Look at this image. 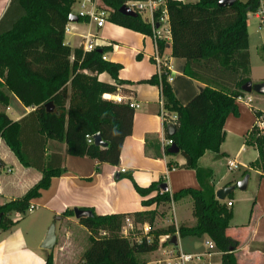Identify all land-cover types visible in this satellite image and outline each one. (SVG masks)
Returning <instances> with one entry per match:
<instances>
[{"label":"trees","instance_id":"trees-1","mask_svg":"<svg viewBox=\"0 0 264 264\" xmlns=\"http://www.w3.org/2000/svg\"><path fill=\"white\" fill-rule=\"evenodd\" d=\"M99 1L98 8L109 9V21L152 34L151 25L140 15L129 17L118 11L127 0ZM218 1L166 2L171 55L185 59L184 74L202 83L201 90L182 105L164 67L144 80L160 87L164 109L177 115L175 132L167 138L178 146L185 159L182 166L195 170L199 188H183L172 196L168 191L149 196L159 191L161 183L141 186L135 183L131 172L117 175L129 178L141 196H149L144 205L190 195L195 224L181 223L176 227L172 223L152 231L150 243H131L120 233L126 216L151 226L154 212L99 215L90 209L92 216L78 220L90 234L81 264H141L136 255L156 250L160 235L176 232L181 238L207 235L222 252L219 264H238L234 254L238 242L226 235L231 211L215 197L212 172L200 167L198 160L206 151L220 153L225 120L229 114H238L236 98L245 94L242 86L250 80L247 13L254 12L260 0H237L230 6H220ZM74 2L10 0L0 19V104L6 106L12 92L22 104L34 107L19 120H12L0 110V137L24 166L42 172L41 179L23 196L0 206L3 227L14 223L8 218L10 212L25 213L30 201L49 187L51 178L63 172L60 154L51 152L44 157L48 141L64 143L66 154L85 155L117 165L123 141L132 131L133 108L103 98L105 93L116 92L117 87L97 78L99 73L107 72L118 79L121 65L103 59L105 47L84 51L82 47L71 49L64 43V27ZM159 17L156 12V22ZM84 19L78 17V21ZM157 46L161 48L164 43L157 40ZM48 102H52L53 111L47 110ZM254 115L264 119L262 112L254 111ZM96 133L107 143L105 146L87 142L86 136ZM247 141L256 147L258 161L264 162V135L252 128ZM1 164L0 159V167ZM73 214V210H67L62 215ZM44 264H53L51 251L46 253Z\"/></svg>","mask_w":264,"mask_h":264},{"label":"crops","instance_id":"crops-1","mask_svg":"<svg viewBox=\"0 0 264 264\" xmlns=\"http://www.w3.org/2000/svg\"><path fill=\"white\" fill-rule=\"evenodd\" d=\"M80 1L82 0H76L79 4ZM9 3L10 0H0V19ZM85 3L88 7L90 6L89 2L85 1ZM94 3L99 5V1ZM80 9H82L81 4L77 10L72 8V13L75 14ZM140 16L149 23V13H143ZM158 25L157 35L154 36L153 31L151 35H148L109 20L101 27H98L95 22L87 17L81 22H69L67 24L68 32L64 33V43L69 45L71 49L83 48L86 40L91 41L96 45L95 48H106L103 59L121 65L118 79L112 78L107 72L99 73L97 78L99 81L117 87L116 92L105 93L103 98L112 100L113 96H123L125 100L138 105L133 107L132 131L123 141L120 160L117 165L99 162L97 159L85 155L66 154L64 143L48 141L44 157L46 159L51 152L60 154L63 172L53 176L49 187L41 190L40 195L30 201L29 207L33 206L31 211L26 210L25 213L12 211L8 214V218L14 223L10 226H0V264H44L45 255L49 251L40 248L46 234L41 231L43 219L24 217L27 212H33L35 208H40L42 217L45 219L52 215H59L60 219L65 218L72 222L74 227L81 226V228L85 227L79 224L74 214L70 216H63L62 214L74 208L91 209L99 215L150 211L154 212L155 220L164 210L169 211L171 209L172 223L176 227L181 223L189 226L195 224L196 219L192 215L193 199L190 195L177 200L171 199L166 203L143 204L147 197L163 192L160 188L162 183L167 185L166 191L170 196L183 188H199L195 170L182 166L185 159L179 152L176 154L166 153L163 147V139L168 134L160 116L163 96L158 85L144 82V80L160 72V67L156 63V59H158L162 67L168 71V82L182 105L188 103L204 85L184 74V58L171 55L168 16ZM157 40L164 43V46L158 48ZM244 98L246 99V96ZM251 101L252 99L250 102L242 100L244 106L242 108L241 101L236 100L238 114H229L225 120L223 127L225 137L220 145V153L206 151L198 160L200 167L211 170L215 191L222 187L234 186V181H239L244 174L223 182L216 181L214 162L229 158L238 162L239 166L249 173L252 169L250 162L246 165L237 160L240 152L244 150V144L250 145L247 140L253 128L255 121L253 119H256L254 111L264 113L263 110L252 106ZM12 104L18 107V112L11 110ZM0 106L12 120H19L34 110L33 106L22 104L12 92L9 93L8 104L6 106L0 104ZM240 135L244 136L243 144L230 158L232 152L223 148L224 141L230 137H241ZM0 159L2 163L0 167L1 206L11 199L23 196L41 179L42 172L38 168L24 166L1 137ZM252 170L255 179H252L251 183V179H249L246 184L248 187L245 198L247 205L246 208H243L242 216L247 217V220L240 222L242 234L237 229L238 223L233 222L234 218L239 216L240 210L233 209V203L227 205L229 201H226L235 187L222 201L227 207H231V219L229 227L226 229V235L238 242V246L234 250L238 264H264V171L258 168ZM123 172H131L135 183L141 186H148L152 182L161 183L159 191H154L146 197L141 196L129 178H118V173ZM181 202H185L187 206L186 213L182 215L183 211H178L176 208V205ZM175 217L186 218L176 221ZM189 217H191L190 221H193L192 224L186 222ZM72 238L75 239L72 230L62 232L59 239L56 235V244L50 250L53 255V264H58L60 253L65 255ZM203 238L205 241L208 240L207 235L199 237V239ZM181 239L178 236L177 252L182 251ZM211 257L208 256V259ZM206 264L213 263L208 262Z\"/></svg>","mask_w":264,"mask_h":264},{"label":"rangeland","instance_id":"rangeland-1","mask_svg":"<svg viewBox=\"0 0 264 264\" xmlns=\"http://www.w3.org/2000/svg\"><path fill=\"white\" fill-rule=\"evenodd\" d=\"M92 2H96L99 0H91ZM245 1V0H241ZM100 2V1H99ZM80 4L78 2L73 3V6L71 7V10H77L79 9ZM81 22V21H79ZM247 31H248V51H249V58H250V73L249 78L250 81L253 83H258L261 81H264V24H260L259 20L255 18L254 12H248L247 13ZM243 96H250L252 99L251 105L255 108L261 109L264 111V95L258 94L254 91L246 93ZM243 100H246L243 97ZM242 108L243 102H240ZM0 110H3L0 106ZM11 110L14 112H18V107H16L14 104L11 105ZM255 120V119H253ZM255 132H257L256 129H254ZM241 137L237 138H227V140L224 141L223 148L227 150L228 152H232V155H230V158L233 157V154L238 151L240 146L243 144L244 136L240 135ZM257 149L253 145V143H250V145L244 144V150L240 152L237 160L242 163L248 165L250 162V167L258 168L261 171H264V162L258 161L259 156L257 155ZM229 159V158H228ZM227 159H223L221 161L214 162V168H215V180L223 182L225 180L234 179L237 176H241L243 173V177L239 180L242 181L245 178L247 179V182L250 180V183L252 179H255L253 170L250 169V173L248 171H245L244 168L241 166H238V168L229 170L226 166ZM238 181H234V187L235 190L230 194L226 201H231L233 203V209L240 210L239 216L234 218V223H238V231L242 234L243 230L240 228V222H244L243 220H247V217L242 216L243 208H246L247 200L245 199L246 196V187L245 189H240L237 186ZM186 203L181 202L176 205V208L178 211H183L181 213H186ZM231 209V207H228ZM172 210L169 209V211L166 209L164 212L158 216L153 223L151 224V227L153 231L157 229L166 228L170 223H172L171 215ZM169 217H168V216ZM59 215H52L47 217V219L42 217V213L40 211V208H35L33 212H27L24 217H40L41 220V231L47 232V229L50 225L55 226V233L59 239V237L62 235V232H66L67 230H72L75 234V239L72 238L69 242V246L67 251L65 252V255L59 254L58 257V264H81V256L84 250L87 248V246L90 244V234H88L87 230L85 228H81V226L74 227V224H71L72 222L67 221L64 219H58ZM180 216V215H179ZM178 220H183L186 217H175ZM190 218L186 220L187 223L192 224L193 221H190ZM170 221H169V220ZM63 237H65L63 235ZM61 239V238H60ZM208 240L212 241L209 237ZM130 241V240H129ZM131 243L133 241H130ZM213 242V241H212ZM214 246L212 248L209 247V245L205 244V238L199 239V237L196 236H189L186 238H182L180 240V247L183 252H189V253H205L207 251L212 252V257L208 259V255H203V257L200 260H194L191 261L189 264H206L208 262L212 263H218L221 258L222 252L219 251L216 248L215 243L213 242ZM63 245V244H62ZM87 245V246H86ZM84 246H86L84 248ZM84 248V250H82ZM178 247L172 246L169 243H160L158 238V247L156 250L148 253H142L136 255L137 261L141 264H172L168 261V258L171 256L177 255ZM63 251V250H62Z\"/></svg>","mask_w":264,"mask_h":264},{"label":"built area","instance_id":"built-area-1","mask_svg":"<svg viewBox=\"0 0 264 264\" xmlns=\"http://www.w3.org/2000/svg\"><path fill=\"white\" fill-rule=\"evenodd\" d=\"M85 1L90 3L88 7ZM167 0H127L123 5L128 7L130 10L136 12L138 15H142L143 13H149V23L152 27V31L154 32V36L157 35L158 23L163 21L165 17H167V8H166ZM82 9L77 11L75 15L81 18H88L89 20L96 23L98 27L103 26L109 18L110 11L104 8H98V6L92 2L91 0H82L80 1ZM158 12L159 22H156L154 15ZM254 16L259 20L260 24H264V0H260L258 7L254 11ZM69 23V22H68ZM67 23V24H68ZM67 24L64 27V33L68 32ZM91 41L85 42L83 45L84 51H91L95 48ZM157 65L161 68V63L158 59H156ZM244 96H239L236 98L237 101H242ZM112 100L117 103H124L129 105L130 107L138 106L136 103L127 101L123 96H113ZM250 96H246L247 102H250ZM160 116L162 119L163 125L165 124H176L177 115L175 113H168L164 106L162 105V109L160 111ZM253 129H256L259 134L264 135V119L262 116H256V119L253 124ZM87 142L94 143L93 136L87 135ZM173 144V141L167 137L163 139V147L165 150L168 149ZM227 168L229 170L238 168L239 163L233 159H228L226 162ZM231 201L227 202V205H231ZM33 206L31 205L27 211H31ZM152 227L148 222L140 223L135 221L133 216H126L124 223L121 227L120 233L126 239L133 241L134 243H141L143 241L150 243L153 240ZM178 235V232L175 233ZM172 237V234H164L159 236L160 243H168L169 239ZM206 245H209L210 248L214 246L213 242L210 240L205 241ZM212 252L207 251L205 253H187L181 250L178 251L176 256L169 257L168 261L172 264H189L191 261L200 260L203 255L212 256ZM216 264V263H213Z\"/></svg>","mask_w":264,"mask_h":264},{"label":"water","instance_id":"water-1","mask_svg":"<svg viewBox=\"0 0 264 264\" xmlns=\"http://www.w3.org/2000/svg\"><path fill=\"white\" fill-rule=\"evenodd\" d=\"M237 0H219L218 1V5L220 6H230L233 3H235ZM118 11L125 16H129V17H137L138 14L132 10H130L128 7H126L125 5H121L118 9ZM68 22H78V17L75 14H70L68 17ZM242 89L244 92L249 93V92H256L258 94H263L264 95V81L258 82V83H253L252 81H247L243 84ZM201 90V88L199 89ZM46 108L48 111H53L54 110V106L52 104V102H48L45 104ZM175 125L174 124H168L166 126V132L168 135H173L175 132ZM94 139V144L97 146H105L107 143L102 139L101 135L99 133H96L93 136ZM167 152L170 154H176L179 152V148L176 144H172L170 147H168ZM247 184V179L245 178L242 181H238L237 182V186L240 189H245ZM160 188L163 191H166L167 185L165 183H162L160 185ZM234 188V186H226V187H222L220 189H217L215 191V197L220 200L223 201L227 195L232 191V189ZM73 213L74 216L79 220L81 218H85V217H90L92 216V211L90 209H84V208H74L73 209ZM58 219H60L61 217L58 216ZM1 220H2V214L0 213V224H1ZM168 243L172 246L178 247V236L176 234L172 235V237L169 239ZM56 244V233H55V226L52 224L49 226V228L47 229V232L45 234L44 239L42 240L41 244H40V248L44 249V250H52L54 248ZM86 264V263H84Z\"/></svg>","mask_w":264,"mask_h":264}]
</instances>
